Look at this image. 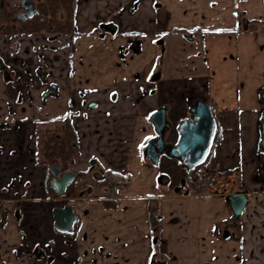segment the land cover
<instances>
[{
  "label": "crops",
  "instance_id": "crops-1",
  "mask_svg": "<svg viewBox=\"0 0 264 264\" xmlns=\"http://www.w3.org/2000/svg\"><path fill=\"white\" fill-rule=\"evenodd\" d=\"M263 20L264 0H75L78 36L56 58L57 98L42 100L38 90L26 96L0 75V215L6 213L0 264H257L241 256L263 250ZM101 23L116 30L100 35ZM195 30L204 33L184 37ZM117 31L144 41L125 66L116 63ZM94 46H103L106 64L84 82L82 62L94 58ZM217 78L225 89L219 96ZM78 83L93 91L86 101ZM197 101L210 107L218 129L211 160L198 170L210 174L214 191L242 173L236 191L245 193L247 205L237 219L228 193L180 189L187 171L178 159L162 152L154 164L140 153L157 138L151 113L165 109L170 129L163 140L174 145L177 126ZM64 115L76 134L68 170L85 173L89 159H99L105 173L119 177L114 189L82 176L72 194L51 198L40 135L58 130L44 119ZM63 207L76 217L69 232L54 225L53 210ZM237 224L239 239L230 229Z\"/></svg>",
  "mask_w": 264,
  "mask_h": 264
},
{
  "label": "flooded vegetation",
  "instance_id": "flooded-vegetation-1",
  "mask_svg": "<svg viewBox=\"0 0 264 264\" xmlns=\"http://www.w3.org/2000/svg\"><path fill=\"white\" fill-rule=\"evenodd\" d=\"M60 11L56 13L55 0H0V50L3 51V53L0 51V75L4 83L10 84V87H21L25 95L27 94L26 96L29 95L28 91L30 90H38L42 100L57 98L58 96L57 82L52 79L55 70L53 66L56 64L57 52L59 51L57 50L58 45L54 42L64 36L70 35L71 38L78 36L76 33L68 32V15L65 14L64 9ZM246 26H248V22L243 20L242 27L245 28ZM34 28H38L39 31L27 32ZM112 28L114 31L116 30L114 25L108 23H101L98 26L100 35L106 32L111 33ZM194 33L201 34L204 31L195 30L184 35V37L192 40ZM1 44L3 46L7 44V46L5 45L7 48L5 47L3 50ZM24 93L20 95V98L25 97ZM58 118L43 120L50 127L56 126L58 130H56L57 132L50 129L44 130L40 135L42 141L50 137L59 139L63 134L64 124L63 122H56ZM144 155L147 158L146 150H144ZM47 163L46 178L48 181L46 183L49 186L53 178L51 173L53 167L58 169L57 177L70 172L68 163L65 167L62 163H49V161ZM87 172L91 177H94L93 179L98 186L107 185L108 175L96 163H90ZM83 175L84 173L74 175L73 180L62 195H58L50 186L51 188H48V191H51L49 195H53L51 198H56L57 196L72 194L76 180ZM5 221L6 213L3 211L0 215V224L3 225Z\"/></svg>",
  "mask_w": 264,
  "mask_h": 264
},
{
  "label": "water",
  "instance_id": "water-1",
  "mask_svg": "<svg viewBox=\"0 0 264 264\" xmlns=\"http://www.w3.org/2000/svg\"><path fill=\"white\" fill-rule=\"evenodd\" d=\"M113 31L112 28L111 32ZM260 99L264 101V89L260 94ZM189 113L190 116L181 120L177 126L179 137L174 145L165 144L163 140L165 131L170 129V124L165 118V109L161 108L151 113L149 121L157 134V138L150 142L146 148V156L151 162L156 164L159 155L164 152L169 157L178 159L187 170H192L203 163L214 139L215 119L210 107L199 101L190 107ZM259 131L258 147L264 155V112L260 118ZM57 170V167L51 169L53 178L50 181V186L58 195H62L74 175L71 172H66L57 177ZM181 184L184 185V181H181ZM226 201L230 205L233 218H237L247 205V197L243 192L227 195ZM53 214L56 229L63 232L71 231L72 223L76 217L70 207L55 208Z\"/></svg>",
  "mask_w": 264,
  "mask_h": 264
},
{
  "label": "rangeland",
  "instance_id": "rangeland-1",
  "mask_svg": "<svg viewBox=\"0 0 264 264\" xmlns=\"http://www.w3.org/2000/svg\"><path fill=\"white\" fill-rule=\"evenodd\" d=\"M231 31L232 30H230V32ZM93 34H94V32H90L89 33V36H91ZM115 36H119L120 37V40H119V42L117 44L118 46H115L113 48L114 50L116 48L118 50V52H119V57L116 60V63L118 65H120V66H125L126 63H127L125 61L126 60V57L128 55H134L137 51H140L143 48L142 42H144V41H143V38H141V37H139V39H137V38L133 39L132 36L130 37L128 35H127L128 38H124L125 33H121L120 34L118 31L116 32ZM152 39L153 38H150L149 41H151ZM75 42H76V40L75 41H72L71 40V37H67V36H64V37H61L60 39H58L57 40V43H58L57 44L58 45L57 46V48H58L57 50H59V51L57 52V55H58L57 57L60 56L59 52L60 51H63V47L65 48L66 46L70 45L71 43L72 44H75ZM155 42L156 41L154 39V43ZM38 43H40V42H38ZM1 45H2V47H6L5 45H7V44H4V46H3V44H1ZM103 50H104L103 49V46H101L99 49H96V47L94 46V53L92 54L94 56V58L87 59V60L85 59L86 60V61L84 60L85 63L82 62V65H83V67H82L83 70L82 71H83V73L85 72V76H86V78L84 79V82L87 81V80H89V77H91L95 72H96V74L98 72H100L102 70L101 67H103L102 65L106 64V56H104V54L102 52ZM76 54L78 55V52L77 51H76ZM75 57H76L75 54L74 55H70V60H69V63H68V66L69 67H71L73 65ZM57 60L58 59H56V62H57ZM56 64H55V66H53V69L56 68L58 65H60V64H57V65ZM209 65L210 64H208V67H209ZM257 71H259V69H257ZM55 72H56V69L53 71L52 79H54V80L56 79V81H57L59 76L57 78H55L56 77V75L54 74ZM73 73H74V70L70 74L71 77H74V75H72ZM80 76H83V74L81 73ZM222 77L224 79H227V77L225 75H223ZM216 80H217V82H216V84H217V87H216L217 88V94H218V96L219 95H223V91L225 90L223 88V86H222L223 83L222 82L221 83L219 82V78H217ZM79 81H81L83 83V80L82 79H79ZM223 81H226V80H223ZM228 83L230 84V86H232L233 85L232 79H229ZM78 85H80V87H78L77 92H79V95L82 98V100L83 101L84 100L86 101L88 98L91 97L93 91L90 90V89L87 90L86 88H82V86H81L80 83H78ZM138 148H139V146H138ZM144 148H145V146H144ZM140 153L143 156V154H144V149L143 148H142V150H141ZM261 160L264 161V155L263 154H261ZM90 163H96V165L99 164L98 165L99 167L102 166V164H103L102 161H100L99 159H94V158H90L89 159V164ZM106 175H108V173H106ZM194 175L195 174H191L189 176L188 175L186 176V179H185L186 187L190 188V190H192V191H195L196 190L195 193L201 192V189H199L197 187V184L195 185V181H194V178H193ZM260 175L261 176H264V172L261 171L260 172ZM83 176L85 178H89L91 181H95L93 179L94 177H91L88 172H85ZM207 177H209V175H207ZM233 177L234 178H232V177L229 178L230 180L227 181L226 183H225V181H226L225 179L226 178L225 179H222L221 180V184H217L216 185V191L213 190V188H214L213 186H210L208 184L207 190L209 191V194L212 193V195H215V196L218 195L219 196V195H222V194L224 195V194H227V193L230 194V192L232 193V192H235L236 190L238 191V189L240 187V178L242 177V173L240 174L238 171H235V173L233 174ZM203 195L205 196L206 194L204 193ZM252 215H254V212H252ZM230 225H231V221H230ZM217 227H218V225H217ZM240 227H241V224L239 226L237 224V227H235V228H233L232 226H230V229L234 230L237 239H239L238 236H239V232H240ZM236 238H235V241H236ZM261 239H262V242H263V250L256 253V252H253L251 250L245 249L246 252L244 251L245 254H242V256H241V262L247 261V260L248 261L249 260H252L251 263L264 264V238L261 237Z\"/></svg>",
  "mask_w": 264,
  "mask_h": 264
},
{
  "label": "trees",
  "instance_id": "trees-1",
  "mask_svg": "<svg viewBox=\"0 0 264 264\" xmlns=\"http://www.w3.org/2000/svg\"><path fill=\"white\" fill-rule=\"evenodd\" d=\"M56 2V13L61 12V9H64L65 14L68 15V32L75 34L72 26V18L75 12V0H55ZM62 28V27H61ZM62 30V29H61ZM39 31L38 28L31 29L27 32ZM56 122H63V134L59 137V139H54L52 137L47 138L42 141L43 148V156L46 158L49 163H62L65 167L67 163L71 161V159L76 154V148L74 147V143H76V134L72 127V124L66 115L64 118L56 119ZM218 140V131L215 135L214 141ZM212 157V149L210 150L205 163H208ZM198 172V173H197ZM233 171L230 170L229 174ZM195 174L193 176L194 180L198 177L199 171L195 168L190 172L189 175ZM227 174V173H226ZM225 175V174H224ZM150 214V223L154 226V220L152 219Z\"/></svg>",
  "mask_w": 264,
  "mask_h": 264
},
{
  "label": "built area",
  "instance_id": "built-area-1",
  "mask_svg": "<svg viewBox=\"0 0 264 264\" xmlns=\"http://www.w3.org/2000/svg\"><path fill=\"white\" fill-rule=\"evenodd\" d=\"M207 177H200L197 181V187L199 189H201L202 193L206 194L207 193V188H208V183L206 180ZM119 184V181L116 178H111L109 180V185L114 188L115 186H117Z\"/></svg>",
  "mask_w": 264,
  "mask_h": 264
}]
</instances>
